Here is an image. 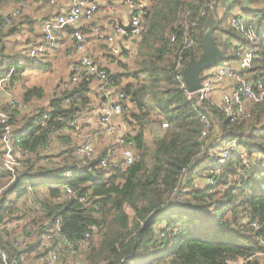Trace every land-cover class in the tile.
Wrapping results in <instances>:
<instances>
[{"label": "trees", "instance_id": "1", "mask_svg": "<svg viewBox=\"0 0 264 264\" xmlns=\"http://www.w3.org/2000/svg\"><path fill=\"white\" fill-rule=\"evenodd\" d=\"M27 1L0 0V79L11 73L9 84L27 70L53 65L52 55L17 65L25 51L16 45L10 48L8 39L21 35L33 21L24 11L5 25L3 9ZM210 4L221 13L219 37L214 33V38L222 61L233 60L239 46L252 49L248 75L264 84V0H151L142 15L141 35L134 38L126 32L136 40L134 54L117 56L132 60L118 61L119 73L101 68L115 93L126 98L120 121L135 161L128 167L119 162L103 168L99 162L105 152L84 164L74 155L75 140L64 130L69 121L92 108L91 81L98 79L91 75L82 72L74 83L71 71L60 85L62 92L53 94L46 108L31 109L23 116L14 111L13 125L26 167L16 170L11 181L12 174L2 169L0 150V264H24L30 254L47 264L49 251L59 242L65 264L71 260L64 250L83 253V264H264V101L248 105L247 115L231 121L219 104L204 100L211 130L201 138L194 100L173 70L186 33L193 34L194 45L183 52V69L199 57ZM235 8L241 14H231ZM237 16L243 19L238 28L232 25ZM94 18L82 20L87 25L77 29L91 37L88 28ZM123 78L130 81L122 83ZM44 95L40 87L24 88L21 100L40 101ZM44 115L50 120L41 126ZM61 133L70 140L69 148L61 152L67 157L49 160L42 151L52 135ZM228 141L237 149L219 164L215 156ZM205 177L212 184H197ZM64 186L71 190L67 197ZM48 235L45 247L41 240Z\"/></svg>", "mask_w": 264, "mask_h": 264}, {"label": "built area", "instance_id": "2", "mask_svg": "<svg viewBox=\"0 0 264 264\" xmlns=\"http://www.w3.org/2000/svg\"><path fill=\"white\" fill-rule=\"evenodd\" d=\"M33 0H28L26 3H18L12 5L9 11L4 16V24H10L11 20L18 18L26 9L29 8ZM54 3V0H50ZM109 4L112 2L119 3L128 8L131 16L130 23L133 30L130 34L133 37L141 35L143 30L142 15L144 10L148 7V2L151 0H104ZM99 2L96 0H69V5L63 12L57 14L52 21H47L41 27V41L35 43H25L22 47L25 51V58L21 59L17 65H21L27 60H33L39 56L50 55L56 48L58 40V32L66 27L73 30L71 38L73 40L74 48L80 53V61L78 65L72 68V81L75 83L79 80L83 70L86 74L98 79L100 82L99 92L105 96L109 92L108 75L105 70L101 69L95 64L88 55L85 48V34L78 30V26L82 20H92L99 10ZM107 7V6H106ZM209 14L215 11V6L210 4L206 9ZM206 11H201V16L205 15ZM242 17L237 16L232 20V25L236 28L241 26ZM110 26L115 28L116 32H126L119 27L116 22H111ZM115 33V32H114ZM96 37L99 41L104 42L111 54L118 55L120 53L119 45L116 43L114 34L101 33L96 31ZM176 36L170 38L174 42ZM194 40L191 32L186 33L182 39L180 49L175 56L173 70L177 72L178 79L184 87L183 77L180 74L183 72V52L193 47ZM253 60V51L250 48L239 46L235 52L233 60L221 61L212 69L206 70L204 77L201 76V88L193 93H187L188 98L194 100L195 109L200 115L201 132L200 137L204 138L211 130V121L207 111L202 108L203 101L208 99L209 94L216 90H222L226 84H231L230 89L222 92L220 97V107L223 109L225 115L230 117L231 121L236 120L247 115V106L250 104H257L264 101V84L261 81H254L250 79L248 72ZM181 72V73H179ZM182 75V74H181ZM11 73L0 79V150L2 151L1 165L3 171L13 175L16 170H21L26 167V163L21 154V138L17 135L12 121V114L17 111L21 114H27L32 109L29 104L13 95L12 90L8 84ZM185 89V88H184ZM125 96L117 94L115 99L104 102L99 105L97 111V130L98 134L108 139H112V149L105 152V156L100 159L99 166L106 168L109 164H120L123 167H128L135 161V155L131 146L125 141V133L118 127L117 119L121 117L124 111L123 102ZM50 120V116L44 115L41 121V126H45L46 122ZM74 119L67 123V126L74 138L75 148L74 155L84 164L95 157L97 154L95 145V135L83 133V125ZM167 124H162V128H166ZM226 149L223 150V148ZM237 149L234 142H224L222 147L218 150L217 162L222 164L224 159L229 156L232 151ZM120 160H119V158ZM212 179L208 178L207 183L212 184ZM64 197L71 194L68 186H64ZM62 201L63 196L57 198V201ZM83 203L87 199H82ZM95 211H99V207H95ZM42 214V213H41ZM89 238V235H85ZM50 235L42 238L43 246H49ZM87 242L85 241V245ZM4 259V257H3ZM47 264H65L60 254V249L55 246L49 251L46 258ZM5 264H8L5 262Z\"/></svg>", "mask_w": 264, "mask_h": 264}, {"label": "crops", "instance_id": "3", "mask_svg": "<svg viewBox=\"0 0 264 264\" xmlns=\"http://www.w3.org/2000/svg\"><path fill=\"white\" fill-rule=\"evenodd\" d=\"M96 1L99 2L100 6H99L98 12L95 15L93 26L88 28L90 32H92L90 35L91 37H88L87 35H85L86 37L85 48H86L88 55L91 57L92 61L98 66H100V68H106L112 73H119L121 72V69H120V66L118 65L119 64L118 61L119 62L120 61L122 62L131 61L133 57L129 56L128 58H125V57L119 58L117 57L119 54L111 55V56L108 55L109 57H107V54H106L107 52L105 51V48L106 50H109L108 46L105 45L104 42L98 40V38L96 37V31L101 32V33H109L111 35L114 34L116 43H117V40H119L121 41L122 46L124 47V50L122 51V53L133 55L135 51L134 48L136 46L135 41L133 42L132 38H128L122 32H116L115 28L110 26V23L112 21L113 22L115 21L119 27H121L120 24H122V26H126L129 23L130 12L126 6L116 3V2L114 3L111 2L109 4L108 2H105L104 0H96ZM143 1L146 2V0H143ZM68 5H69V0H54V3H51L50 0H35L32 6L26 9L24 12V14H26L30 18V20L33 21V23L30 26L29 25L24 26L22 34L19 35L20 39L22 38V42H20L17 49H21L25 43H35V44L39 43L41 41L42 24L47 21H52L57 16V14L66 10ZM218 13L221 16V13L219 11ZM231 14L238 15V14H241V12L239 11V9L235 8ZM82 25H87V23L80 22L79 26H82ZM69 30H70L69 28H64L58 32V40H57L56 48L53 51V53L50 54V56L52 55L54 59L53 65L58 60V56L63 57L64 60L70 61L69 68L66 69V73H67L65 75L66 77L70 75L73 66H75V64L78 65V62L80 61V58H78L77 53H75L74 51H69L70 47L72 46H73L72 47L73 50L75 49L73 40L71 36L69 35ZM222 38L225 39L227 37L224 35L222 36ZM232 42L234 41L232 40ZM101 46H104L105 48ZM66 49L67 51H65ZM40 57L41 56H39V58ZM42 58H44V56H42ZM75 60L77 61L75 62ZM26 72H24V74H26ZM28 72H31V71H28ZM83 74H86L84 70H83ZM65 76H60V79L58 78L59 85L61 84V82L64 81L63 77ZM128 81L130 80L123 78L122 83H126ZM99 86H100V82L97 81L96 79H93L91 81V87H90L91 93L90 94H95V96L93 98L90 97V104H96V105H94V107L90 108L86 112L82 113L80 117L78 116L76 117V119H79L78 121L83 125V130H82L83 133L96 136L95 145H96L97 154L107 152L111 150L113 147L112 139H108L98 134V130H97L98 128L96 126V123H97V111H98L99 105L116 98V93H115L116 88H113L111 84H109V92L105 96L100 94ZM230 86L231 84L227 83L224 89L216 90V93H214L215 92L214 91L213 92L214 94L210 98L212 100V103L218 105L220 103V97H221L222 92L229 90ZM99 97H102V99L104 100L102 103L98 101ZM120 118L117 119V122L119 125L118 127L120 128L122 132L125 133L126 128L123 125V123L120 121ZM64 132L68 135V137L69 136L72 137V133L70 132L69 127H67L66 130H64ZM146 135L147 133L145 134V137H147ZM57 246L59 247L60 254L62 256L63 255L62 254L63 244L59 242ZM64 251H65L66 257L70 258L71 260L70 263L72 264V262H74V264H76L77 260L75 257L78 255L80 256V254L79 253L76 254L74 252L70 254L68 250H64ZM79 264H83V263L80 262Z\"/></svg>", "mask_w": 264, "mask_h": 264}, {"label": "rangeland", "instance_id": "4", "mask_svg": "<svg viewBox=\"0 0 264 264\" xmlns=\"http://www.w3.org/2000/svg\"><path fill=\"white\" fill-rule=\"evenodd\" d=\"M9 9H10L9 7L3 9L4 15L9 11ZM4 15H3V18H4ZM12 22L13 21H11L10 24H12ZM215 36H217V38H218L219 34L217 32H215ZM20 42H22V38L20 39L19 36H16V37L12 36L8 39L9 45L12 46L10 48H13V50H14V46L15 45L19 46ZM101 47L105 48L104 46H101ZM69 51H74L75 53H77L78 58H80V53L77 50L71 49ZM105 51L108 52L106 50V48H105ZM107 57H109V56L107 55ZM49 59H51V58H49ZM61 59H63V57L58 56V60L54 63V65H52L51 69L49 68V69H45V70H41V71H32V70H27V72L25 71L26 74L23 73L21 75V78H17L14 83L9 84L10 85L9 88L12 90L13 95H15L17 98H19L21 100V94H22V91L24 90V88L40 87L43 89V92L45 94L44 98H42V100H40V101L32 100L31 102H26V103L29 104V106H31L32 110H35L38 108H46L48 103H49V99L51 98V96L53 94L59 95L64 88L60 85H63V83L66 82V80L68 79V76L66 77L65 75L67 74L66 69L69 68L70 61L64 60V59L61 60ZM77 60H75V62ZM28 71H31V72H28ZM60 76H65V77H63L64 81L61 82V84L59 85L58 78L60 79ZM58 86H59V88H58ZM90 93H89V96L91 98H93L95 96V94H90ZM93 93H94V91H93ZM214 93H216V91ZM214 93L209 94L208 98L210 99ZM94 105H96V104H92V107H94ZM23 115L24 114H22V116ZM12 121H13V117H12ZM60 135H61L60 137H57L56 135H52L51 139L48 143L47 148L43 149V151H42V154L44 156H48L49 160L61 161L63 158L67 157L66 156L67 153L63 154L61 152L65 151L69 148L70 140L66 137V135H64L62 133ZM146 136H147L146 137V144L148 146L152 145L151 135L147 132ZM224 149H226V146H225V148H223V150ZM134 155H135V153H134ZM96 156H97V154H96ZM118 158H119V156H118ZM119 160H120V158H119ZM41 164L42 163H39V165H41ZM207 179L208 178L205 177L204 179L197 181V184L198 183L202 184L204 181L207 183ZM6 185L4 187H6ZM23 202H24V199H20L18 202L19 206L20 205L22 206ZM126 213L130 217L133 216L132 212L128 208H126ZM79 254H80V256L78 255L75 257L77 260L76 264H79L80 262L83 263V261H84L83 253H79ZM24 264H42V262H41V260L37 261L35 258H33V255L30 254L29 257H26ZM72 264H74V262H72ZM237 264H242V263L237 262Z\"/></svg>", "mask_w": 264, "mask_h": 264}, {"label": "water", "instance_id": "5", "mask_svg": "<svg viewBox=\"0 0 264 264\" xmlns=\"http://www.w3.org/2000/svg\"><path fill=\"white\" fill-rule=\"evenodd\" d=\"M220 22V15L218 11H214L208 16L204 24L202 35L200 37L201 53L197 59H191L185 66L182 77L184 88L187 93H193L201 88V74L203 71L215 67L222 61V51L217 45L214 33L216 32ZM124 31H132L133 27L130 22L126 26H122ZM68 28V27H66ZM135 40H133L134 42ZM121 49L124 50L121 41L117 40ZM155 132L158 134L159 130L156 128Z\"/></svg>", "mask_w": 264, "mask_h": 264}, {"label": "clouds", "instance_id": "6", "mask_svg": "<svg viewBox=\"0 0 264 264\" xmlns=\"http://www.w3.org/2000/svg\"><path fill=\"white\" fill-rule=\"evenodd\" d=\"M145 2V1H144ZM150 5H151V2H148V7H150ZM148 7H146L145 8V10H144V12L146 11V9L148 8ZM210 15V14H209ZM130 16H131V14H130ZM129 20H130V18H129ZM115 22V21H114ZM130 22V21H129ZM143 22V21H142ZM131 24V23H130ZM132 26V25H131ZM133 27V26H132ZM124 31V30H123ZM124 32H126V31H124ZM127 32H129L130 33V31H127ZM131 35V34H130ZM126 36V35H125ZM131 37H133L132 35H131ZM134 38H136V37H134ZM133 40H135V39H133ZM136 41V40H135ZM120 48V47H119ZM110 52V51H109ZM122 51H121V49H120V53H121ZM111 53V52H110ZM119 53V54H120ZM113 55V54H112ZM212 69V68H211ZM117 95V94H116ZM124 110H125V108H124ZM123 113H124V111H123ZM123 115V114H122Z\"/></svg>", "mask_w": 264, "mask_h": 264}]
</instances>
